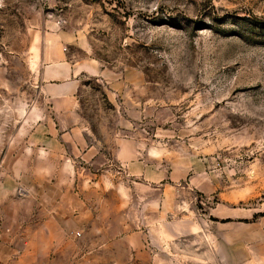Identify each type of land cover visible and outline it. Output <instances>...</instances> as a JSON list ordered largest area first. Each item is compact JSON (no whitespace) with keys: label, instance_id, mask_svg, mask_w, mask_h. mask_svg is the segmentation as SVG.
I'll return each instance as SVG.
<instances>
[{"label":"rangeland","instance_id":"rangeland-1","mask_svg":"<svg viewBox=\"0 0 264 264\" xmlns=\"http://www.w3.org/2000/svg\"><path fill=\"white\" fill-rule=\"evenodd\" d=\"M54 31L70 59L122 82L114 103L102 77H86L83 116L100 140L125 125L144 165L111 161L108 140L84 173L60 175L86 214L31 238L34 264H194L203 222L231 241L264 227V0H0L3 118L30 99ZM35 208L32 233L47 223Z\"/></svg>","mask_w":264,"mask_h":264},{"label":"crops","instance_id":"crops-1","mask_svg":"<svg viewBox=\"0 0 264 264\" xmlns=\"http://www.w3.org/2000/svg\"><path fill=\"white\" fill-rule=\"evenodd\" d=\"M64 36L63 31L42 36L30 99L16 106L9 119L3 118L0 105V264H34L37 257L31 238L49 239V222L60 228L72 217L86 214V201L75 196L68 177L60 175L84 173L86 167L97 163L103 155L101 143L111 142L106 157L126 170L129 165H144L136 141L126 136L122 123L119 132L108 139L100 140L91 132L82 110L85 78L102 77L108 86L105 96L114 103L123 97L122 82L118 84L111 72L101 70L95 61L70 59L62 47ZM15 111L19 116H13ZM19 185L27 194H15ZM77 188L81 189V184ZM35 207L47 223L40 232L32 233L27 224ZM208 227L203 222L200 232L192 236L189 247L196 255L194 264H226V251L234 253L230 264H264V227L252 223L245 232L235 233L232 241L220 230L209 232ZM11 239L17 241L16 247L10 245ZM211 255L218 258L211 262Z\"/></svg>","mask_w":264,"mask_h":264},{"label":"built area","instance_id":"built-area-1","mask_svg":"<svg viewBox=\"0 0 264 264\" xmlns=\"http://www.w3.org/2000/svg\"><path fill=\"white\" fill-rule=\"evenodd\" d=\"M20 192H23V191H22V190H20ZM74 234H75V235H79V233H78V232H75Z\"/></svg>","mask_w":264,"mask_h":264}]
</instances>
